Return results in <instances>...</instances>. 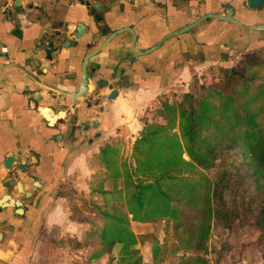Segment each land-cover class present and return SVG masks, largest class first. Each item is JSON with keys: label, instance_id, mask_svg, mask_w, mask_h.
I'll return each instance as SVG.
<instances>
[{"label": "crops", "instance_id": "crops-1", "mask_svg": "<svg viewBox=\"0 0 264 264\" xmlns=\"http://www.w3.org/2000/svg\"><path fill=\"white\" fill-rule=\"evenodd\" d=\"M133 1H104L109 33L121 34L102 50L88 57L107 37L98 34L99 40H92L93 27L82 35L77 48L62 49L48 62L42 51H37L38 43L50 39L44 32L65 29L72 37L76 23L89 20L86 7L76 0H60L55 5V19L48 20L27 10L23 0H0V42L8 47L7 56L0 57V158L14 147L22 157L36 152L46 169L55 168L52 200L43 206L49 195L43 194L36 210L21 214L8 206L4 197L1 181L6 172L0 163V264H115L107 253L90 259L89 246H74V242H83L92 223L72 217L71 195L62 194L64 189L83 191L82 197L91 200L107 197L91 193V182L101 172L96 157L106 144L119 148V162L128 159L143 126L142 118L152 117L149 110L165 95L213 66H229L237 54L264 44V31L209 17L143 54L139 51L208 12L224 15L232 7L233 16L244 23L264 24V4L253 9L246 0H169L166 5ZM32 2L47 5L44 0ZM85 73L91 75L87 91L73 99ZM100 80L118 86L111 101L99 100L100 106H106L103 113L88 106L110 93L106 86H95ZM41 107L48 115L56 114L53 122L46 119ZM60 111L64 115H58ZM94 121H98L97 128H92ZM83 123L90 126L89 134L68 139L69 127ZM53 130L59 131L55 138ZM118 184L120 187L121 179ZM103 188L112 189L111 179H105ZM46 240L51 248L44 252L41 248ZM59 240L63 244L56 243ZM68 246H72L70 252L65 250Z\"/></svg>", "mask_w": 264, "mask_h": 264}, {"label": "trees", "instance_id": "trees-1", "mask_svg": "<svg viewBox=\"0 0 264 264\" xmlns=\"http://www.w3.org/2000/svg\"><path fill=\"white\" fill-rule=\"evenodd\" d=\"M250 51L254 52L236 64L219 67L214 84L194 80V90L184 92L177 103L160 101L155 112L159 120L142 118L129 160L118 161V147L106 144L100 150L96 162L101 172L91 182V193H101L113 202L88 207L100 223H92L83 242L74 246L91 247L88 257L96 259L118 245L115 264H154L143 263L136 247L151 234L140 238L130 221L174 220L181 225L198 219L194 236L200 247L212 216L228 228L238 218V205L230 193L234 185L246 182L254 183L252 209L256 223L264 228V44ZM216 166L213 177L204 173ZM106 178L112 181L111 190L103 188ZM72 192L64 189L62 194ZM70 199L72 217L87 221ZM197 210L200 214L195 215ZM187 233L193 237L191 228ZM56 243L63 244L62 240ZM177 264L209 263L195 254L181 255Z\"/></svg>", "mask_w": 264, "mask_h": 264}, {"label": "rangeland", "instance_id": "rangeland-1", "mask_svg": "<svg viewBox=\"0 0 264 264\" xmlns=\"http://www.w3.org/2000/svg\"><path fill=\"white\" fill-rule=\"evenodd\" d=\"M254 50V49H251ZM254 51H245L237 54L235 59H232V63L229 65L236 64L238 60L243 59L245 54H252ZM215 65L209 69L208 72H202V75L193 78L184 87L178 88L177 90H172L169 92V96H164L161 100H167L169 103H177L178 99L181 98L184 92L189 90H194V80L197 83H203L206 85L214 84L218 81V69L219 67H229ZM255 69V67H253ZM262 75L263 71H258ZM158 105L150 109V113L155 119V112ZM148 111V112H149ZM155 115V116H154ZM152 117L147 116L148 119ZM185 158L186 155H184ZM218 165V164H217ZM218 166L213 169L204 171L209 177H213ZM67 190H72V200L71 203L75 204L78 209L79 216L83 219L87 218V221L98 224L100 223V218L96 215L95 211H90L88 209V202L95 203L97 205H105L106 203H112V199L109 197L88 199L83 198V191L81 193L76 192L73 188L66 187ZM237 193L234 192L237 190ZM255 189L254 183H244L243 185H234L230 193V199L234 201L239 209V216L232 223L230 228L226 227L218 216H212L209 219V232L207 238L203 241L202 246L197 247L195 245V229L199 225L198 219L191 221L185 220L181 225L174 224V220H158L150 222H139L138 224L132 223L130 221V226L132 230L137 233L140 237L146 233L151 234L148 240H139L136 244L140 260L143 263L154 262V264H177L179 257L181 255H195L199 254L207 259L209 264H264V228H262L255 221V211L252 209V193ZM200 214V210L195 211L196 214ZM200 221V218H199ZM138 222V221H136ZM185 228V229H184ZM192 229L193 237H191L187 230ZM52 235V233H51ZM156 245L159 246L156 258L153 259V252H155ZM51 244L46 240L42 243V248L44 252L48 250ZM114 246L109 254V261L111 262L117 256L118 249ZM197 247V249H195ZM51 248V247H50ZM72 249V246L65 248L68 252ZM116 249V250H115ZM91 250V247H89ZM114 252V254H113ZM113 254V257H112ZM110 264V263H109Z\"/></svg>", "mask_w": 264, "mask_h": 264}, {"label": "flooded vegetation", "instance_id": "flooded-vegetation-1", "mask_svg": "<svg viewBox=\"0 0 264 264\" xmlns=\"http://www.w3.org/2000/svg\"><path fill=\"white\" fill-rule=\"evenodd\" d=\"M41 1V0H37ZM47 1V5L45 7H42L38 3L33 4L32 0H23L24 6L27 10L29 11H36L37 13L40 14V17L46 18L48 20H53L55 19L57 15V10L55 8V5L60 1V0H44ZM78 3L83 4L84 6L86 4H93L94 2L103 5L105 7V11L101 13L100 15L103 16L106 19V15L108 13L107 6L104 3L106 0H76ZM108 1H114V0H108ZM131 2H134L133 0H130ZM150 3L155 2L156 4L159 5H166L169 0H147ZM226 14V13H225ZM87 17L89 19V15L87 14ZM108 82V80H106ZM106 87L111 86L110 88V93L113 91L114 88H116V91L118 89V86L112 82H108ZM102 86V87H105ZM109 88V87H108ZM108 93L107 95H109ZM101 98H98L97 100H93L90 102V107H94L97 109V112L103 113L104 110H106V106H100L97 103H100L99 100ZM107 102L106 99H102V101ZM101 101V100H100ZM89 128L90 126L86 124H80L78 127L77 126H70L68 130V139H77L76 137L79 135L81 137H86L89 134ZM97 128V127H96ZM78 130V132H76ZM59 135L58 130H53L51 136L52 138H55V136ZM20 152L21 156V151L16 150L14 147L10 150V152L4 153V157H8L11 154H14V160L10 166V168H5L2 162V158H0V163L3 165L5 169V179L1 181V187L6 191L4 194V197H7V204L8 206L13 207L14 210H18L17 212H22L26 213L30 209L36 210L39 205V199L42 197L43 194H49L46 195L44 200L42 201V205L45 206L47 203H49L52 198L51 194L54 188V175H55V168L54 170L46 169L45 163L43 160H41L40 156L36 153L33 152L29 156L22 157L20 162H16L15 158ZM28 157V161L26 162L25 159ZM35 159L34 161H31V159ZM26 162V169L25 171H22L21 168L18 167V163L21 162ZM12 204V205H11ZM7 206V207H8ZM1 233V232H0ZM2 239V233H1V238Z\"/></svg>", "mask_w": 264, "mask_h": 264}, {"label": "water", "instance_id": "water-1", "mask_svg": "<svg viewBox=\"0 0 264 264\" xmlns=\"http://www.w3.org/2000/svg\"><path fill=\"white\" fill-rule=\"evenodd\" d=\"M264 4V0H246V5L249 8H253V9H258L260 8L262 5ZM86 9H87V14L89 15V20L85 21V22H77L76 26L74 28V34L72 37H69L67 31L65 29H56L53 30L51 32L49 31H45L44 32V37H49V41L43 43L40 42L38 43V48L37 51H42V53L44 54V60L51 62L53 61V56L56 53L61 52L62 49H69L71 48H77L80 44V38L82 37V35L88 31V29L90 28H95L92 30V36L91 39L98 41L99 40V35H104L107 36L106 40H104L102 42V44L95 50L93 51L92 54H90L88 57H90L91 55L96 54L97 52H99L100 50H102L104 47H106L116 36H118L119 34H121L120 31H113L111 33H109V25L108 22L106 21V19L101 16L100 14L103 13L105 11V7H103V5H99L97 3H93L91 5L86 4L85 5ZM209 17H213L216 18L218 20H222V21H227L230 23H233L235 25H238L240 27L246 28V29H251V30H258V31H264V24H247L244 23L243 21L235 18L233 16V8L229 7L227 8L226 14L222 15V14H215V13H205L203 15H201L200 17H198L197 19H195L194 21L176 28L174 30H172L171 32H169L168 34H166L164 37H162L159 41H157L155 44H153L152 46H150L149 48L143 50V51H139L140 53L143 54H147L150 53L154 50H156L157 48H159L165 41L176 37L179 34L185 33L190 31L192 28H194L196 25H198L201 21L209 18ZM96 31L98 33H96ZM99 34V35H98ZM86 47L90 46V43H86L85 44ZM137 52V51H136ZM26 63V62H25ZM1 71V69H0ZM46 71V69L44 70ZM91 75L85 73L82 77V83H81V87L79 89V91L72 97L73 99L79 98L81 96H83L86 91H87V86H86V82L90 79ZM108 82L106 80H100L97 81L95 83V86L97 87H102L107 85ZM109 88H111V86H108ZM117 95V91L116 88L113 89V91L109 94H102L100 95L99 98L101 99H106L107 101H111L115 96ZM97 100V99H94ZM98 104V103H97ZM88 106H90V104H88ZM46 119H48V121L53 122L54 117H56L55 115H48L46 113V108L41 107ZM58 115L62 116L64 115L63 111H60L58 113ZM58 117V116H57ZM58 119V118H57ZM60 119V118H59ZM85 126L87 123H83ZM98 126V121H94L92 123V128H96ZM99 135V133H98ZM28 157H26L25 161H28ZM14 160V154H11L8 157H3L2 162L5 168H10L12 162ZM21 160V156H20V152H18L15 161L16 162H20ZM21 162L18 163V167L21 168L22 171H25L26 169V162ZM0 238H1V233H0Z\"/></svg>", "mask_w": 264, "mask_h": 264}, {"label": "built area", "instance_id": "built-area-1", "mask_svg": "<svg viewBox=\"0 0 264 264\" xmlns=\"http://www.w3.org/2000/svg\"><path fill=\"white\" fill-rule=\"evenodd\" d=\"M8 53V47L6 44L0 42V57L5 58Z\"/></svg>", "mask_w": 264, "mask_h": 264}]
</instances>
